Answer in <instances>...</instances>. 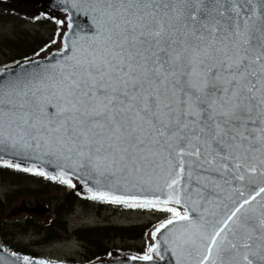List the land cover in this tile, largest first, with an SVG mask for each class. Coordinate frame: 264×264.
Returning a JSON list of instances; mask_svg holds the SVG:
<instances>
[{"label":"snow or ice","instance_id":"1","mask_svg":"<svg viewBox=\"0 0 264 264\" xmlns=\"http://www.w3.org/2000/svg\"><path fill=\"white\" fill-rule=\"evenodd\" d=\"M61 2L90 24L0 73V167L169 213L132 260L264 264V0Z\"/></svg>","mask_w":264,"mask_h":264},{"label":"rangeland","instance_id":"2","mask_svg":"<svg viewBox=\"0 0 264 264\" xmlns=\"http://www.w3.org/2000/svg\"><path fill=\"white\" fill-rule=\"evenodd\" d=\"M7 4L13 5L12 0H7ZM0 3V7H8L15 11L18 18L10 17L0 22V39L6 36H13L17 32L24 30L25 32L31 34V37L40 36L45 39H52L53 34L57 30H61V25L57 24L51 16L44 13V17H41L42 10L39 9H23L19 11L14 7H9ZM36 8V7H34ZM34 17H36L34 19ZM1 41V40H0ZM1 43V42H0ZM7 55L10 53L8 51ZM40 52V51H39ZM11 57L6 56L3 49L0 48V67L7 66L13 62L20 61H10ZM35 174L31 173V179L27 181L18 182L16 178L0 176V219L1 213L4 212L8 219L7 222L13 224L17 220H25L27 215L34 216L36 220L42 222V224H50L47 222L52 213L51 199L49 194L44 195V200L39 201L36 199L35 190L40 188L38 185L40 182L46 180L44 176L37 179L34 177ZM46 185L47 191L53 196V198H60L63 193L68 189L67 185L60 184L56 181H48ZM31 187V192L28 190ZM18 190V191H17ZM38 200V201H37ZM53 202V201H52ZM33 208H42L41 212L33 211L29 213V210ZM39 213V214H33ZM4 214V215H5ZM170 214L162 211H155L152 209H136L129 208L124 205H114V204H104L100 205L99 202H88L86 206L76 205L75 210L71 214L67 215V223L70 226L67 234L63 238L55 239L45 242V234L43 232H38L34 229L26 230V227L21 228H7V233H5V225L1 224L0 231V241L9 248L19 246L20 244L23 250L30 251L37 257L48 258L51 260H67L73 259L76 262H88L85 256L84 244L79 241L76 236H73V230L79 226H94L97 224H131L138 222H146L157 224L160 221L169 218ZM2 220V219H1ZM5 221V222H6ZM51 221V219L49 220ZM45 222V223H44ZM6 223V224H9ZM41 225V224H38ZM148 242V238L145 240L136 239L131 241L118 240L114 245L118 246L112 252H133L142 255L145 251V243ZM130 245L129 248H124V246ZM143 251H140L141 249ZM25 248V249H24ZM132 248V249H130ZM12 250H15L12 248Z\"/></svg>","mask_w":264,"mask_h":264},{"label":"trees","instance_id":"3","mask_svg":"<svg viewBox=\"0 0 264 264\" xmlns=\"http://www.w3.org/2000/svg\"><path fill=\"white\" fill-rule=\"evenodd\" d=\"M13 9L8 7H0V22L9 20L6 18L10 17H17L18 14H16L15 11H12ZM0 48L3 49L6 53V56L11 57L10 61H16L25 59L27 57H30L31 55H34V53H37L40 51V49L44 48L46 44L50 41V39H43L40 36L31 37V34L25 32L22 30L21 32H17L13 36H6L0 39ZM8 51L10 54L7 55ZM0 176L4 177H12L16 178L19 183L22 181H27L26 179H31V173L24 172V171H18L16 169L11 168H4L0 167ZM37 179L41 178L42 176L35 174ZM42 179V178H41ZM48 181H52L49 179L44 180L43 182L39 183L38 189L35 190L36 199L39 201L44 200V195L49 194V198L51 201V207H52V213L50 215L49 220L50 224H42V222L35 219L34 216L27 215L25 217V220H17L13 224H10L6 221L8 219V216L4 212L1 213V219H0V226L5 225V233H7V228H21L26 227V230L34 229L38 232H43L45 234V242L60 239L63 238L64 235H66L69 229V225L67 223V215L71 214L73 210H75L76 205H82L86 206L88 202H92L91 200H85L83 198L82 193H80L77 188L72 189L68 187L67 191L62 194L60 198H53L51 196L49 191H47V187L49 185H46ZM31 192V187L28 189ZM18 191V190H17ZM37 200V201H38ZM53 201V202H52ZM97 202V201H95ZM100 203V202H99ZM2 206V205H1ZM0 206V209H1ZM42 209V208H40ZM44 211V210H42ZM5 214V215H4ZM33 214H39V213H33ZM6 221V222H5ZM9 223V224H6ZM45 223V222H44ZM142 221L137 223H131V224H97L94 226H79L73 230V236H76L79 241H82L84 244V250L85 256L88 259V261L95 260L97 258L103 257L107 254H109L111 251H113L118 246L114 245L113 243H116L118 240H121L125 243V241H131L136 239H142L145 240L147 234L153 227V223H147ZM41 224V225H38ZM0 231H3L0 227ZM17 246H13L17 251L23 252V253H30L34 254L30 251H26L21 249L23 248L20 244L16 243ZM130 245L124 246V248H129ZM143 247L140 246L141 249ZM132 249V248H130ZM140 251H143L141 249ZM36 255V254H34ZM71 261H75L73 259H69Z\"/></svg>","mask_w":264,"mask_h":264},{"label":"water","instance_id":"4","mask_svg":"<svg viewBox=\"0 0 264 264\" xmlns=\"http://www.w3.org/2000/svg\"><path fill=\"white\" fill-rule=\"evenodd\" d=\"M6 2H7V0H0V3H4L3 5L9 6V7H14L19 11H21V10L23 11V9H26L25 11H27L29 9H31V10L39 9V10H42L43 13L48 14L50 16H51V13L53 11H56L57 17L59 19H64L65 16L70 17L72 29L79 30V27H84L86 29L87 26L90 24L89 18H87L84 15L76 12L73 8L70 7V3L66 5V4L62 3L61 0H55V2L58 5V8L57 9L49 8L48 12H44L45 8L48 7L46 4H43V3L37 4L35 2V0H12L13 5L7 4ZM34 7H36V8H34ZM59 8H62L64 10L59 11L58 10ZM70 31H71V29H68L67 25H63L61 27V30H60V32H70ZM40 55L42 56L43 53H40ZM38 59H39V57L34 55L30 58L17 61L16 63H12V64L7 65V66H2V67H0V73H7V72H9L10 69L17 68V65H27L29 60H38ZM49 59H51V58H49ZM57 59H59V57H57ZM5 158H10V157H5ZM14 162H17V161H14ZM22 166H25V167L35 166L37 168H43V170L49 171V172H52V168L54 167L53 165L44 166L41 162H37L35 160H27V159H25V162L22 164ZM52 174H55V173H52ZM73 182L76 183L75 180ZM77 189L84 193V190H82L80 188L79 184H77ZM30 211L31 212H33V211L41 212L42 209H35V210L30 209ZM166 220L167 219H165L162 222H160L159 224H157L149 232V235H148L149 243L154 242L152 240L151 234L155 231V229L161 223H164ZM161 238L162 237H160V236L156 237V239H161ZM0 246H2L4 249L3 255L7 261V264H11V260L13 258H11L9 256V254L11 252H16V251H11V250L7 249L6 246L1 241H0ZM16 253L19 255H22V256L28 255V254H23V253H19V252H16ZM28 256L32 257L33 259H37V260H39V259L46 260L49 262V264H149V262L131 259L133 256H139L138 254L131 253V252H120V251L112 252V253H110V254L102 257V258H99L97 260H94L92 262H83V263H73V262L62 261V260L54 261V260H50L47 258H40V257H36V256H31V255H28ZM160 256H162L163 259H158L154 255V259L157 260V264H175V257L172 256L170 251L168 249H166L163 245L161 246V249H160Z\"/></svg>","mask_w":264,"mask_h":264}]
</instances>
